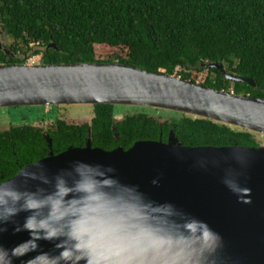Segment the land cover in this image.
Returning a JSON list of instances; mask_svg holds the SVG:
<instances>
[{
  "label": "water",
  "instance_id": "95a60500",
  "mask_svg": "<svg viewBox=\"0 0 264 264\" xmlns=\"http://www.w3.org/2000/svg\"><path fill=\"white\" fill-rule=\"evenodd\" d=\"M49 47L56 49L54 44ZM206 67L218 69L227 80L255 86L252 79L226 73L219 64ZM72 105L174 112L264 137V98L117 62L0 65V109ZM78 163L91 167L77 173ZM108 168L114 171L101 176ZM31 173L46 176L52 184L27 179ZM65 174L69 185L91 187L81 194L89 199L74 200L64 210L69 217L82 216L81 229L117 230L135 221L156 230L165 244L148 254L150 264H264V144L187 147L170 137L167 143L139 141L127 150L69 147L25 166L0 186L52 191L55 178ZM28 214L0 225L7 228L0 233V248L10 252L29 238L27 232L13 233ZM38 243L36 251L11 257V264H27L41 253L58 256V241ZM0 264H8L4 255ZM39 264L48 260L41 256Z\"/></svg>",
  "mask_w": 264,
  "mask_h": 264
},
{
  "label": "trees",
  "instance_id": "16d2710c",
  "mask_svg": "<svg viewBox=\"0 0 264 264\" xmlns=\"http://www.w3.org/2000/svg\"><path fill=\"white\" fill-rule=\"evenodd\" d=\"M0 30L11 40L7 48L0 44V65H22L40 55L45 65L117 62L192 82V74L207 70L202 85L264 98V0H0ZM97 48L103 59H97ZM209 64L255 86L227 80ZM93 110V145L105 151L130 148L147 121L158 134L157 122L138 115L123 122L117 133L127 136L116 141L110 105ZM84 131L63 121L47 139L29 124L0 131V183L47 157L50 140L56 155L79 146ZM177 131L187 147L259 145L256 135L209 120L186 117Z\"/></svg>",
  "mask_w": 264,
  "mask_h": 264
},
{
  "label": "clouds",
  "instance_id": "9594fccd",
  "mask_svg": "<svg viewBox=\"0 0 264 264\" xmlns=\"http://www.w3.org/2000/svg\"><path fill=\"white\" fill-rule=\"evenodd\" d=\"M82 167L91 166L78 163L74 171L78 173ZM96 167L100 169V166ZM113 171L111 168L103 169L100 175ZM69 178L68 174L58 175L52 191L43 187H38L35 191H21L0 186V225L13 222V218L22 212L29 213L22 225H15L13 228L14 234L27 232L29 238L10 252L0 248V255L8 259V264H11L13 256L36 251L41 240L58 241L55 244L58 256L51 257L47 253H41L27 261V264H39L41 256L48 260V264H79L81 260L84 264H150L148 254L159 251L165 244L164 240L155 236L156 230L145 228L135 221H127L117 230L93 226H89L87 230L81 229L78 225L82 216L74 214L69 217L64 210L71 207L74 200L89 199L81 194L90 192L91 187L69 185ZM27 179L38 180L43 185L52 184L46 176L36 173L29 174ZM100 183L107 186L105 180ZM81 207L87 208V204H81ZM6 231V227H0V233Z\"/></svg>",
  "mask_w": 264,
  "mask_h": 264
},
{
  "label": "flooded vegetation",
  "instance_id": "af4514ba",
  "mask_svg": "<svg viewBox=\"0 0 264 264\" xmlns=\"http://www.w3.org/2000/svg\"><path fill=\"white\" fill-rule=\"evenodd\" d=\"M205 69H206V67H205ZM60 107H66V106H60ZM13 108H19V107H13ZM89 109H90V111H89L90 113L88 114V116L82 115V116H84L83 119H80V120L70 119V121H74L75 123H72V122L68 123L67 119H56L55 121H52L53 124L47 128H41L39 126H41L42 122H45V121L51 122L49 120H41V122H38L36 124H29V125H32L34 127L39 128L41 130V133L44 136V138L47 139L48 138L47 132L53 130L56 127L57 121H63L68 126H73V127H77L80 129H85L84 133L81 134L79 146H77L76 148H84L87 145H89L91 148H100L98 146L93 145L94 137L92 134V125H93V119L95 117V113L93 110V106H89V108L86 110L88 111ZM91 112H92V115H91ZM110 113H111L110 130H111L113 137L116 141H118L120 139V136H125V137L127 136V133H125L126 131L123 132L122 130H121L122 135L118 134L119 133L118 129L121 127V125H123V122H125L131 118L137 119L138 115H145L144 117L146 118V120L157 122V125H158V134L157 135H156L155 130L149 125V123L147 121V123L142 128V132L139 134V139H136L129 147H131L134 143L139 142L141 140L142 141L161 142V143H167L170 137H171V139L174 138L175 140H177L176 136L178 134V131H177L178 125L182 122L183 119L186 118L184 115L174 113V112H165V111H161V110H151V109H145V108H139V107H126V106H120V105H110ZM119 114H121V115H119ZM78 121H80V122H78ZM17 126H19V125H17ZM0 131H3V130H0ZM134 133L137 135V131H134ZM177 142H178V140H177ZM47 146L50 149L49 153H52L51 140L49 141ZM118 147L123 148L122 145H116L114 147V149L118 148ZM20 170L21 169H19V171Z\"/></svg>",
  "mask_w": 264,
  "mask_h": 264
},
{
  "label": "rangeland",
  "instance_id": "374dc122",
  "mask_svg": "<svg viewBox=\"0 0 264 264\" xmlns=\"http://www.w3.org/2000/svg\"><path fill=\"white\" fill-rule=\"evenodd\" d=\"M0 44L7 48L11 40L7 38L6 34L0 30ZM97 59H103V55L99 54V48L96 49ZM40 63V55L31 57L27 60V64ZM177 69L176 71H179ZM176 75V74H175ZM191 75V74H190ZM207 75V70H203L191 77H195L196 83L202 84ZM177 76V75H176ZM86 105H72L66 107L51 106L49 107H19V108H4L0 109V130H6L11 126L24 125V124H36L41 120H49L41 123V128L50 127L56 119H67V122L75 123L72 120L83 119L84 116H88L90 109ZM149 109V108H147ZM152 110V109H151ZM87 111V112H86ZM84 115V116H82ZM92 115V112H91ZM121 115V114H119ZM69 119V120H68ZM86 119V118H85ZM87 120V119H86ZM80 122V121H78ZM258 144H264V137L255 136Z\"/></svg>",
  "mask_w": 264,
  "mask_h": 264
},
{
  "label": "built area",
  "instance_id": "2783aa9c",
  "mask_svg": "<svg viewBox=\"0 0 264 264\" xmlns=\"http://www.w3.org/2000/svg\"><path fill=\"white\" fill-rule=\"evenodd\" d=\"M32 65V64H31Z\"/></svg>",
  "mask_w": 264,
  "mask_h": 264
}]
</instances>
